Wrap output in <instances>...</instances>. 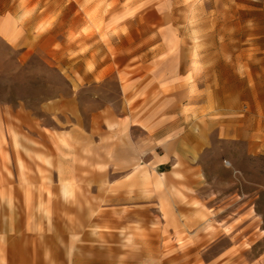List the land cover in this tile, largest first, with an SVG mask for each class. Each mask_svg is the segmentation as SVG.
Masks as SVG:
<instances>
[{
	"label": "rangeland",
	"instance_id": "obj_1",
	"mask_svg": "<svg viewBox=\"0 0 264 264\" xmlns=\"http://www.w3.org/2000/svg\"><path fill=\"white\" fill-rule=\"evenodd\" d=\"M30 2L35 4L29 7ZM58 4L0 0V19L13 12L22 19L38 10L45 14L28 33L25 47L16 48L0 35V177L12 176L10 163H54L57 138L50 140L47 155L25 149L29 141L44 145L36 130L59 136L70 128H96V106H102L96 103V6L78 14L74 7ZM217 10L210 2L201 4L188 22L191 32H225L218 41L191 42L202 50L225 49L224 64L229 66L221 79L217 72L212 75L213 95L224 96L225 104L208 105L211 143L190 177L199 184L190 186L183 176L174 188L180 206L196 208V215L181 214V229L167 230L170 220L158 199L166 178L151 167L126 170L123 163H96V187L72 184L66 196L54 193L64 207L46 216L55 226L47 234L60 241L56 254L70 259L66 264H163L156 262L157 255L180 256L178 264H264V0H231L222 15ZM217 15L222 25L212 23ZM110 81L117 97L118 77L112 75ZM20 111L37 123L30 133L14 115ZM225 126L242 128L245 134L224 136L219 130ZM189 194L193 199H187ZM10 205L0 184V211ZM9 221L0 212V224ZM142 251L148 253V262H135L142 259ZM46 254L52 255V249ZM76 258L84 262H72Z\"/></svg>",
	"mask_w": 264,
	"mask_h": 264
},
{
	"label": "crops",
	"instance_id": "obj_2",
	"mask_svg": "<svg viewBox=\"0 0 264 264\" xmlns=\"http://www.w3.org/2000/svg\"><path fill=\"white\" fill-rule=\"evenodd\" d=\"M57 1L59 6L74 7L78 14L80 9L96 6V103L102 106H96V128L90 132L70 128L53 136L40 129L36 130L37 139L44 142L43 146L30 141L24 144L31 154L47 155L50 140H59L54 163H10L12 176L0 177L11 200V205L0 211L10 217L9 223L0 224V264L70 263V259L56 254L60 241L47 234L55 231V226L48 223L46 216L53 215L54 208L63 209L64 204L53 194L65 195L64 183L96 187V163H123L126 170L151 167L166 178L159 185L163 194L158 199L170 220L167 230L181 229V214L196 215V208L181 207L180 194L174 188L181 184L183 176L190 186L199 184L190 177L196 173L194 163H201L211 143L213 123L208 105L225 104L224 96L212 92L213 72L219 73L221 79L223 70L229 67L224 64L225 49L202 50L191 42L198 38L218 41L226 37L225 32L220 28L215 32H191L188 22L190 12L201 4L210 2L221 14L231 0ZM44 18L39 10L25 19L17 12L4 15L0 35L16 48L25 47L28 33ZM222 20L217 15L212 23L222 25ZM31 45L32 42L27 46ZM197 56L203 58L197 61ZM112 75L118 77L117 97L112 96ZM14 115L19 125L28 127L27 132L36 129L37 123L29 113L20 111ZM219 132L235 137L245 134L242 128L229 126ZM92 193L96 197L95 190ZM187 199H193V194ZM240 241L238 234L237 244ZM47 248L52 249V255L46 254ZM156 257L157 263H180V256ZM141 258L135 262H148V253L142 251ZM72 262L84 261L76 258Z\"/></svg>",
	"mask_w": 264,
	"mask_h": 264
},
{
	"label": "bare ground",
	"instance_id": "obj_3",
	"mask_svg": "<svg viewBox=\"0 0 264 264\" xmlns=\"http://www.w3.org/2000/svg\"><path fill=\"white\" fill-rule=\"evenodd\" d=\"M72 185H69V184H66V183H64L63 185H62V190H63V192L65 193V195H68V193L70 192V190H71V187Z\"/></svg>",
	"mask_w": 264,
	"mask_h": 264
}]
</instances>
